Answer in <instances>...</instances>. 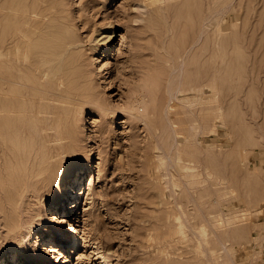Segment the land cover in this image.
<instances>
[{
	"label": "rangeland",
	"instance_id": "1",
	"mask_svg": "<svg viewBox=\"0 0 264 264\" xmlns=\"http://www.w3.org/2000/svg\"><path fill=\"white\" fill-rule=\"evenodd\" d=\"M9 1L25 8L0 0V48L20 25ZM48 1L33 36L68 31L62 72L91 102L68 107L72 144L0 99L20 224L0 212V264H264V0ZM72 177L87 187L56 205Z\"/></svg>",
	"mask_w": 264,
	"mask_h": 264
},
{
	"label": "bare ground",
	"instance_id": "2",
	"mask_svg": "<svg viewBox=\"0 0 264 264\" xmlns=\"http://www.w3.org/2000/svg\"><path fill=\"white\" fill-rule=\"evenodd\" d=\"M23 1L25 4V8L23 9L18 7L19 3H16V1H9L2 5V10L5 11V14L9 18L13 15H15V17L19 16L20 25H17V28H14L15 31H12L9 37L3 39L4 42L0 48V99L5 100V110L20 115L22 120L37 117L40 120L39 125L41 128L55 129V133L52 134L55 136V139L62 141L68 139L70 140L69 143L75 144L76 138L72 134L68 125V121L70 120L68 107L71 104L75 105L83 101L91 102V100L87 99V93L92 91H90L89 88H77L71 86L66 82L67 76L65 77L62 72L66 62L63 55L71 50V47L74 45L76 47L77 42L69 33H67L68 31H65L58 25L53 26L54 28L51 30L46 28V31H44L51 36V39L46 40L42 44L37 41L33 35L37 32V29H42L38 28V23L56 16L59 3L57 4L54 1L48 0H39L37 5L34 4L29 7V0ZM157 1L158 0H154V2ZM112 31L109 29L105 31L106 33L103 32V38L109 39L112 36ZM38 45L39 48H37ZM192 88L193 90L199 89V87L196 86H193ZM143 90L145 89L138 92L136 99L145 104L146 93ZM179 90L182 91L183 88H180ZM151 91L153 92L154 89ZM160 93L162 94L161 91ZM208 100H210V98H208ZM149 113V107L146 105L143 108L142 114L145 120L146 117H149ZM61 148L62 147L59 148L58 146L59 150L57 151V155L62 153V151H60ZM80 172L82 174L83 170L78 171V173ZM11 173L13 175L12 170ZM67 181L69 184L64 187V193L60 196V201L56 205L60 206L62 202L68 201L69 195L70 197L72 195L73 198L72 193L76 192L78 194L82 190L79 186L85 185L84 188L87 187V181H77L74 177ZM77 182L78 185L76 186ZM11 194L12 191L0 192V212L4 217L3 226L7 228L8 232L13 230L15 226H20V224H18L19 202L16 198V194ZM4 199H7L8 205L4 204ZM55 209L57 208L55 207ZM38 238H41L42 240L47 239V237L42 235H39ZM55 238L56 240L52 244L50 250L57 252L60 250V246L58 243V236ZM74 242V240H71L69 245L74 244ZM58 257L59 254H57L54 259H57Z\"/></svg>",
	"mask_w": 264,
	"mask_h": 264
}]
</instances>
